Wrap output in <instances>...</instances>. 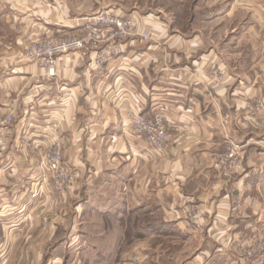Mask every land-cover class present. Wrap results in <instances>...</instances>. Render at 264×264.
<instances>
[{
	"label": "crops",
	"instance_id": "1",
	"mask_svg": "<svg viewBox=\"0 0 264 264\" xmlns=\"http://www.w3.org/2000/svg\"><path fill=\"white\" fill-rule=\"evenodd\" d=\"M119 2L0 0V122L14 117L0 128V264H240L264 236V0H196L191 37L157 6L136 17L150 42L104 31L62 55L55 76L28 56L40 37L87 35L88 17ZM229 31L231 77L211 49L228 48ZM157 109L173 125L162 156L131 128ZM55 139L76 174L59 199L38 169ZM230 142L244 150L226 177Z\"/></svg>",
	"mask_w": 264,
	"mask_h": 264
},
{
	"label": "built area",
	"instance_id": "2",
	"mask_svg": "<svg viewBox=\"0 0 264 264\" xmlns=\"http://www.w3.org/2000/svg\"><path fill=\"white\" fill-rule=\"evenodd\" d=\"M88 26L89 34L83 38L59 39L56 42L50 41L44 43V48L39 54H31L32 58H36L40 63L48 69L49 75H55L56 58L71 50H81L88 44H96L101 42L104 31L111 30V38H128L140 36L148 40L152 36L150 32L137 29L136 23L131 18H125L117 14L107 13L98 14ZM104 53L99 56L100 61L104 60ZM14 121L13 115H9L5 121L0 124L11 125ZM169 121L163 114H155L154 116L134 115L131 120V128L135 132L146 137L149 154L152 156H162L172 138ZM237 150L232 149L226 156L220 158V166L226 177H230L233 173V165L236 160ZM61 144L49 154L47 170L53 174L54 184L57 191L65 193L70 188L74 181V174L66 167L62 161ZM246 259L250 261L256 260L260 264H264V240L261 239L252 244L251 247L245 250Z\"/></svg>",
	"mask_w": 264,
	"mask_h": 264
},
{
	"label": "rangeland",
	"instance_id": "3",
	"mask_svg": "<svg viewBox=\"0 0 264 264\" xmlns=\"http://www.w3.org/2000/svg\"><path fill=\"white\" fill-rule=\"evenodd\" d=\"M119 1H120L119 2L120 6H118V5H116V6H114V5L107 6L106 8H104L100 12H98L97 14L89 16L88 17V26L91 25V21L90 20H92L98 14H104V13L105 14H107V13H112L113 14L114 13V14H117L119 16H123L125 18H127V17L131 18V19L134 20V22L136 23V26H137L139 22L136 19V17L137 18H141L142 14H145V16H147V17L148 16L151 17V15L154 14V11H155L154 9H156L157 6L158 7L160 6V21H164L168 25H172V22H177L178 23V21H180V30H177L176 33H180L182 37L183 36L184 37H191V36L194 35V33H200V32H194L193 30L189 31V29H188V22H189V19L191 18L189 8H190V6L193 7L197 3L196 0H119ZM124 1H130V2L127 3V5L125 7L124 6L121 7V5H124ZM177 12H181V13L177 14ZM134 13H139V14H134ZM146 13H148V14H146ZM133 15H135V16H133ZM176 28H177V26H176ZM139 30L147 31L146 29H141V27H140ZM147 32H149V31H147ZM205 33L208 34V35H212L213 37H215V34H217L216 35L217 39L221 38L220 32H214V31L213 32H211V31L208 32V31H206ZM223 34H224V32H223ZM236 34H237L236 32L229 31V35H228V38H227L228 39V45H229L228 48H226L224 46L221 47L220 44H219L218 47L211 48L213 51H215L214 55H217V56H220L221 55L220 54L221 50H223V56H224L223 60L226 59L227 62H228L230 77L233 75V72L236 73V71L234 69L237 66V46H236V41H235L236 37H237ZM87 35H84V36H81V37H77V38H83V37H85ZM151 36L153 38V34H151ZM72 37L76 38V36H69V37H63V39H69V38H72ZM128 38H131V37H128ZM152 38L148 39V40H145L143 38H141V39H142V41L148 43V42H150L152 40ZM224 38L225 37H223V39ZM59 39H62V38L48 40L47 43L50 42V41L56 42ZM113 39H118V38H113ZM122 39H126V38H122ZM101 40H103V39H101ZM44 43L45 42L40 37L38 42H37V45L35 47L33 46L34 48L32 47L29 51H27L28 56L32 57L31 54H34V53L38 55L39 52H41V50H43ZM86 47H87V45H86ZM84 49H81V50H84ZM207 49H206V51H207ZM226 49H228L227 53H226ZM72 51H80V50H71V51H69L67 53H70ZM115 54H116V47L110 48V50H108L107 53H105V55H104V60L105 61H100V59H99V56L101 55L100 54L97 57V66H98L97 68L101 67L103 65V63H106ZM62 55H64V54H62ZM62 55L58 56L56 58V60L58 61L59 58ZM35 60L38 63V65H40L41 67L45 68L40 63L39 60H37L36 58H35ZM56 64H57V62H56ZM45 69H47V68H45ZM47 71H48V69H47ZM251 74H252V72H250V75ZM256 75H258V73ZM259 75H260V77L258 78V82L255 85L260 86L261 89L264 90V72L263 71L259 72ZM53 76H55V75H53ZM212 76H213L214 79L220 80V70H219L218 66L213 68V75ZM232 84H234V85H231L232 90H234L237 87V85L241 86L237 81L236 82L233 81V79H232ZM160 113L163 114L166 117V119L170 122V123L169 122L168 123L170 125V131L172 132L173 125H172L171 119H169L167 117L165 112H162V111H160V109H157L156 111H154L150 115H146V116H150L151 117V116H154L155 114H160ZM4 125H6V124H2L1 123L0 124V128H2V126H4ZM60 144H61V152H62V156H63L62 161L66 165V167L68 169H70V171L74 174V181H73V184H72V188H73L74 182L76 180V174L73 171L72 167L66 161H64L63 143L60 140L55 139L53 142H51L49 144L48 149H47L45 155L43 156L44 158L42 159L41 164L38 167L39 172H40L39 174L43 178V181H48V182L51 183L52 191L54 192V194H53L54 198H57V199H59V197H60L59 195L62 194V193L57 191L56 188H55L53 174L47 170V168H49L47 162L49 160V154L52 153L55 150V148L58 147ZM229 147L230 148L227 150V152L225 154H223L222 156H226L233 148L234 149L236 148V150H237L236 157L237 158H236V160L234 162V165H233V169H232V171H233L236 168V166L239 164L238 163L239 160H240L239 157L241 156V154H242V152L244 150L243 149L244 146L242 144L237 143V142H230ZM222 172H224L223 169H222ZM72 188H70V190H68L67 192L71 191ZM261 239L264 240V236H261L258 239L254 240L252 242V244L254 242H256V241L261 240ZM56 240H54V242H56ZM252 244H251V246H252ZM251 246H249V247H251ZM249 247L247 245H245V246H242L240 248V251H241V256H240L241 261H239L240 264L242 262H243V264H260L256 260H253V261L249 262V260L246 259L245 250H246V248H249Z\"/></svg>",
	"mask_w": 264,
	"mask_h": 264
}]
</instances>
